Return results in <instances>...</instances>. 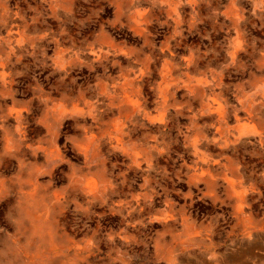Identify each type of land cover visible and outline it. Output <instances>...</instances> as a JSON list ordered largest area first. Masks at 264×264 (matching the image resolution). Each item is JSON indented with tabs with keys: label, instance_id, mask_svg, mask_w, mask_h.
<instances>
[{
	"label": "clouds",
	"instance_id": "9594fccd",
	"mask_svg": "<svg viewBox=\"0 0 264 264\" xmlns=\"http://www.w3.org/2000/svg\"><path fill=\"white\" fill-rule=\"evenodd\" d=\"M0 264H264V0H0Z\"/></svg>",
	"mask_w": 264,
	"mask_h": 264
}]
</instances>
